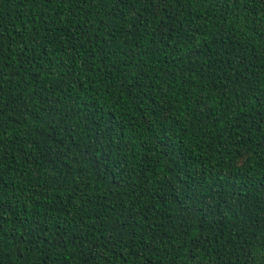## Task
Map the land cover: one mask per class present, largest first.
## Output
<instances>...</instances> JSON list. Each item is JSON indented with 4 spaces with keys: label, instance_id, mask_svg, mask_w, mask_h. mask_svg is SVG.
<instances>
[{
    "label": "trees",
    "instance_id": "obj_1",
    "mask_svg": "<svg viewBox=\"0 0 264 264\" xmlns=\"http://www.w3.org/2000/svg\"><path fill=\"white\" fill-rule=\"evenodd\" d=\"M162 7L0 0V264H264V0Z\"/></svg>",
    "mask_w": 264,
    "mask_h": 264
},
{
    "label": "snow or ice",
    "instance_id": "obj_2",
    "mask_svg": "<svg viewBox=\"0 0 264 264\" xmlns=\"http://www.w3.org/2000/svg\"><path fill=\"white\" fill-rule=\"evenodd\" d=\"M119 2L123 3L124 0H119ZM232 2L238 4L240 2V0H232ZM167 3H168V0H156L157 12L163 11L162 5H166ZM30 39H31L33 45H35L37 47H42V45H41L42 37L39 36V33H34ZM0 50H2V46H0ZM261 106L264 107V104H262ZM2 145H3V141H0V146H2ZM0 194H2V193H0ZM41 215H43V213ZM0 220H2V217H0ZM5 223H6V221H5ZM137 227H139L138 224H137ZM88 228H89V226L87 224H84L78 234L68 235V240H74L75 239V240L79 241L80 252L89 253L90 256H95L96 248L106 246V241H102L100 244H96L95 241L92 239L91 233L88 231ZM13 230H15V229H13ZM109 239H112V237H109ZM129 239L131 240V237H129ZM121 242H123V241H121ZM55 243L57 246L63 245L65 247H67V241L65 240L64 235H60L59 238L55 239ZM85 244L88 245L87 248L84 247ZM93 245H95V246H93ZM197 247H199V244H197ZM76 255H78V253H77V250L75 248L69 252V256H71L73 258H75ZM261 259L264 260V256H262ZM78 264H88V261L86 259L81 260L78 262ZM108 264H111V262H108Z\"/></svg>",
    "mask_w": 264,
    "mask_h": 264
}]
</instances>
